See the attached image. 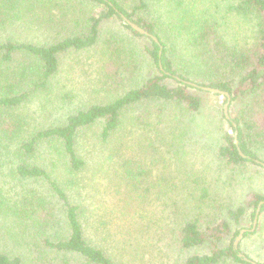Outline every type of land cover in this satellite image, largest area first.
I'll use <instances>...</instances> for the list:
<instances>
[{"label": "trees", "instance_id": "1", "mask_svg": "<svg viewBox=\"0 0 264 264\" xmlns=\"http://www.w3.org/2000/svg\"><path fill=\"white\" fill-rule=\"evenodd\" d=\"M30 1L0 0V29L16 23ZM65 1V32L43 43L0 40V264H252L238 253L251 257L242 242L260 229L246 232L238 249L234 241L264 194H245L235 206L219 200L207 178L213 159L235 180L264 170V0H176L184 8L168 9L170 17L157 4L172 0ZM114 17L150 42L145 59L154 72L141 85L122 84L116 75L124 67L123 46L116 33L109 35L104 76L115 80V93L123 92L58 114L44 93L61 56L92 50ZM186 81L230 92L229 110L239 103L231 119L222 112L217 141L207 148L197 147L201 138L193 133L205 106L194 90L203 89ZM133 139L159 154L165 153L159 143L175 155L202 153L204 172L187 186L184 205L174 196L173 203L160 200L174 178H153L152 168L128 152ZM153 189L158 193L151 196ZM182 205L187 212L180 219Z\"/></svg>", "mask_w": 264, "mask_h": 264}, {"label": "rangeland", "instance_id": "2", "mask_svg": "<svg viewBox=\"0 0 264 264\" xmlns=\"http://www.w3.org/2000/svg\"><path fill=\"white\" fill-rule=\"evenodd\" d=\"M184 1L186 2V0ZM209 2L210 0H206L204 4ZM164 4L167 7L163 4H157V6L162 10L163 14L167 10L166 17L171 16L168 9L171 12L176 11L181 13L182 8H184L183 4L179 7L176 0L168 3L164 1ZM56 5L45 6L44 3L30 1L22 8L21 17L16 23L7 25L6 27L3 26L0 29V40L12 37L13 39L16 38L21 41L43 43L50 41L52 36L54 37L58 32H65L64 27H67V23L61 21L70 5L65 0L60 2L58 6ZM152 10L154 9H151V13ZM153 14L154 16L157 15L155 11H153ZM178 22L176 23L178 24ZM157 24L160 28H165L163 26L165 23L158 22ZM177 28H180L179 24ZM115 33L119 36L117 38L120 40L119 48L121 45L123 46L120 48V58L124 64L123 67L120 61L122 69L120 70L121 74L116 75L117 79L122 84H127V88H130L132 85H141L144 79L154 72V67L151 62L145 59L144 45L150 44V42L144 38L134 37L130 31L123 28L121 21L114 17L104 22L101 28L100 40L92 50L68 52L61 56L58 73L52 79L49 89L44 93L46 99L44 102L48 104L47 106L49 108H53L58 114L67 112L68 115L73 110L85 108L91 103L107 102L109 99H114L119 92H123L120 90L115 93L113 91L116 88L115 80L113 78L107 80L104 76V74L107 75V72H110L104 68L106 66V63L104 64L106 56L105 40L109 35ZM129 68L131 69L130 73ZM123 77H127L126 82L122 81ZM197 81H201V79L197 78ZM194 92L203 98L205 106L203 112L197 115L193 123V133L201 138V142L197 147L207 148L209 146L208 144L216 143L217 141V132L219 130L218 119L224 111L226 98L222 95H216L204 90L195 89ZM238 106L239 103L236 101L231 104L229 110L231 117H234ZM225 127L227 128V125ZM135 138H137V133L135 134ZM193 139L196 140V138ZM130 142L128 152L134 154L135 158L145 163L148 168H152L153 178H174L171 183L175 185L169 186L167 194L161 192L160 200L173 203L170 197L174 196L173 199L177 197L176 199L183 201L184 205V201L188 198L187 186L195 178L200 179V176L204 172L202 170L205 168V160L202 153H197L196 149L192 158L189 153L187 155H183V153L175 155L173 153L174 147L170 151H165L170 145L159 143L165 152L159 154L149 147L148 141L137 143V140L134 141L133 139ZM186 147L193 148L192 146ZM213 162L214 166L213 168L211 167L212 171L209 173L207 180L208 182L212 181L211 185H214L212 186L214 189L211 188V191H216L219 200L231 202L233 205L238 206L244 200L245 194L250 192L264 194V170L260 169L258 173L253 170L241 173L235 180V178H231L226 169H223V171L218 170L215 165V159H213ZM179 192L183 194L179 195ZM155 193H158L157 189H153L151 196L155 195ZM181 196H183L182 200H180ZM103 200L108 202L107 200H110V198L103 197ZM157 203H159V200H157ZM183 205L176 209L178 210L176 212L177 218L179 217L181 219L182 215L187 212V209ZM253 222L254 220L251 221L249 218H244L240 225L241 229L252 228ZM257 228L260 229L259 235L255 234L251 237L244 238L242 242L243 249L251 255V259L263 263L264 212L260 214V222H258Z\"/></svg>", "mask_w": 264, "mask_h": 264}, {"label": "water", "instance_id": "3", "mask_svg": "<svg viewBox=\"0 0 264 264\" xmlns=\"http://www.w3.org/2000/svg\"><path fill=\"white\" fill-rule=\"evenodd\" d=\"M122 17L123 19L128 22L135 30H137L138 32H140L141 34H144V35H148V36H151L156 42H159L158 41V38L151 34L149 31H147L146 29H144L142 26L138 25L137 23H135L134 21L130 20L128 17H126L124 14H122ZM162 54V46H161V49H160V56ZM187 83L195 86V87H199L201 89H203L204 91H208V92H211L213 94H218V95H222L224 97H226V102L224 104V114L226 116L227 119H231V115H230V112H229V105H230V102H231V94L230 92L226 91V90H223V89H220V88H217V87H212V86H205V85H200L198 83H195V82H192V81H186ZM234 125H236L234 123ZM237 133L238 131L236 130V144L238 146V149H239V152L242 156H246L245 153L242 151L240 145H239V140L237 138ZM264 164V162H263ZM264 204V201H261L257 207V210H256V215H255V218H254V222H253V226L252 228L248 229V228H242L239 232V234L236 236L235 238V241H234V248L235 249H238L239 247V244L241 242V240L243 239L244 237V234L248 231H254L257 227V224H258V219H259V215H260V212H261V208H262V205ZM239 256H241L244 260L252 263V264H264L263 263H259L251 258H249L248 256H246L243 252H239L238 253Z\"/></svg>", "mask_w": 264, "mask_h": 264}]
</instances>
